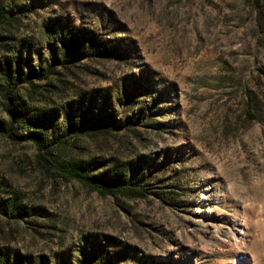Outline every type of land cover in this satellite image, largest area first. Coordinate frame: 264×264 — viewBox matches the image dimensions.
Segmentation results:
<instances>
[{
  "label": "rangeland",
  "instance_id": "rangeland-1",
  "mask_svg": "<svg viewBox=\"0 0 264 264\" xmlns=\"http://www.w3.org/2000/svg\"><path fill=\"white\" fill-rule=\"evenodd\" d=\"M9 124L0 264H264V0H0Z\"/></svg>",
  "mask_w": 264,
  "mask_h": 264
},
{
  "label": "trees",
  "instance_id": "trees-1",
  "mask_svg": "<svg viewBox=\"0 0 264 264\" xmlns=\"http://www.w3.org/2000/svg\"><path fill=\"white\" fill-rule=\"evenodd\" d=\"M93 51V50H91ZM70 51L63 55L61 58V64L66 65L70 61ZM10 99V98H9ZM255 103L251 100V104L248 103V111L247 113H251L255 109ZM15 136V129L13 125L9 124L7 126L0 125V137H6V138H13ZM31 140L34 142L37 148V163L40 164L44 169H50L53 167L54 164H56V159L58 156L56 154L52 153L51 147L49 144L46 143V141L39 137V136H33ZM61 172L60 175L64 177H69L71 179H74L78 181L79 183L83 184L84 186H87L91 188L92 190L98 192L101 196H108V195H115L117 192L120 194L123 193V195L126 196H132L133 198L137 197L139 194L137 188L128 186L129 184L125 186H119L115 184V186H107L105 182L101 179H96L91 176H89L84 169L81 168H75L67 165L61 166ZM130 185L132 182H129ZM117 186V187H116Z\"/></svg>",
  "mask_w": 264,
  "mask_h": 264
},
{
  "label": "bare ground",
  "instance_id": "bare-ground-1",
  "mask_svg": "<svg viewBox=\"0 0 264 264\" xmlns=\"http://www.w3.org/2000/svg\"><path fill=\"white\" fill-rule=\"evenodd\" d=\"M246 226H242L238 232H236L232 238L230 239L231 245V252L234 253L235 262L233 264H237L238 261L241 264L250 263L253 264V259L248 256H244L242 250L246 245Z\"/></svg>",
  "mask_w": 264,
  "mask_h": 264
}]
</instances>
